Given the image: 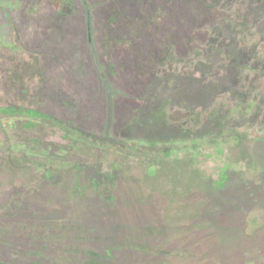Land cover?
I'll list each match as a JSON object with an SVG mask.
<instances>
[{
  "label": "rangeland",
  "instance_id": "374dc122",
  "mask_svg": "<svg viewBox=\"0 0 264 264\" xmlns=\"http://www.w3.org/2000/svg\"><path fill=\"white\" fill-rule=\"evenodd\" d=\"M86 1L91 33L82 0H0V107L93 137L60 158L59 130L10 132L12 155L0 132V264H264V0H202L194 29L189 0Z\"/></svg>",
  "mask_w": 264,
  "mask_h": 264
},
{
  "label": "trees",
  "instance_id": "16d2710c",
  "mask_svg": "<svg viewBox=\"0 0 264 264\" xmlns=\"http://www.w3.org/2000/svg\"><path fill=\"white\" fill-rule=\"evenodd\" d=\"M66 1H69L67 3L65 2L66 5H68L69 8H72L71 7L72 6V3H71L72 0H66ZM82 1H83L82 3L84 4V9L88 15V21H89L88 30L90 31L89 33H91V30L93 29V23L91 21L92 19H91V15H90V8L88 7L86 0H82ZM187 3L191 7V9H189V11H191V15H187V14L184 15L183 14L178 19V23L181 24V29L182 28L188 29L189 27H190V29H194L195 27H197L201 23L203 18H207L208 21H210V19H211V21L214 20V18H215L214 12H212V9L208 5H206L204 2H202V0H189ZM192 13H194V14L192 15ZM223 16H224V13H223ZM90 42H91V39H90ZM196 47H197V45L195 43L194 38H190V39L185 38L182 43L177 45V50H178L179 54L187 55L189 50L192 51ZM165 59H166V54L159 55V57L156 59V62H159V61L164 62ZM139 65H142V64L138 63L137 66H139ZM139 69L146 70V67L145 66L140 67ZM101 78L102 79L105 78L104 74L101 75ZM254 104H255V101H250V104L248 105L249 108H252ZM238 110H240L239 107H234V108H231L230 110H228V113H230V114L235 113V112H238ZM162 111L161 112L160 111L152 112V113L150 112L149 115L153 118H151L149 120V122L147 119H146V122L142 121V118L138 121L141 123V125H145L148 127L149 125L155 124V127H156V125H160L161 119L165 116V115H163ZM165 114H166V112H165ZM111 115L112 114H110V116ZM184 117H185V115L182 114L180 111H175V115L171 116L172 119H175V122L182 120V118H184ZM1 124L2 125L4 124L5 127L3 126L4 131H2L0 129V132L5 135V137L7 138L8 142L10 144L12 143V141H10V137H11L10 132H13L19 128H22L25 130H32V129H36V128L40 129L43 127H49V128L54 129V131H56V130L61 131L63 134V137L66 140L72 141L73 143L69 145V147L72 149V151L68 152V150H65L64 154L60 155V158H63V157L67 158L69 156V154L71 152H73V146L75 148V144H76L75 142L84 141V143H86L88 145V144H90L89 139L93 141V139H92L93 137H91L90 133H88V132H86L80 128L73 127V126L69 125V123L61 120L59 117H54V116L49 115V114H47V113H45V112H43L37 108H32V107L30 108V107H26V106L21 105V104H17V105L8 104L5 106H1L0 107V127H1ZM10 125H12L13 128H11ZM189 125H191L190 121L184 122L183 124H181V126L177 127L178 131L175 132V135L173 137H167L166 135H162V137L160 136L159 140H161V142H167V141H173L175 138V144H177L178 142L181 143L182 142V138H181L182 135L181 134H183V132L187 131ZM151 129H152V127L148 131H151ZM157 129H158V127H157ZM146 138L148 140H153L154 135L153 136L152 135H146L144 137V139H146ZM161 138H163V139H161ZM112 139H114V138H112ZM239 140L240 139L238 137L229 138L226 136H220V137H217L215 139L205 138L203 140H199L197 146L193 149V151H191V150L190 151L193 152L192 154L194 156H198L201 154L202 148L206 149L207 147H209V148H214L215 150H217L221 154V153H223L224 147L227 144H230L233 141L239 142ZM39 144L40 143L37 140L32 142L33 146H37V145L39 146ZM12 146H13V144H11V146L8 148V152H9L8 154H10V155H12L11 153H13V147ZM121 146H122V144H121ZM76 147L79 148L80 146L76 145ZM37 148H41V151L43 153H47L46 152L47 150H42V148H44V147H37ZM183 151H186V149ZM179 152H181V151L175 149L176 155ZM20 154H21V152L19 153V156H20ZM24 154L29 155L28 153H24V152H22L21 155L25 157ZM20 157H18V158H20ZM22 159H26V157L22 158ZM69 166L74 168L75 164H70ZM65 168H64V170H65ZM225 180H226V176L224 173V169H222V172L220 173L218 181L220 183V182H223ZM31 264H37V263L36 262L33 263L31 261Z\"/></svg>",
  "mask_w": 264,
  "mask_h": 264
}]
</instances>
